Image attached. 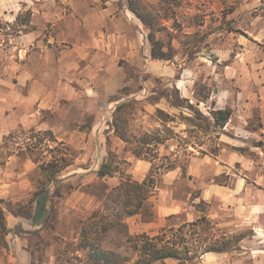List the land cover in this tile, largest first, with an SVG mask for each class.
I'll return each mask as SVG.
<instances>
[{
	"label": "rangeland",
	"instance_id": "374dc122",
	"mask_svg": "<svg viewBox=\"0 0 264 264\" xmlns=\"http://www.w3.org/2000/svg\"><path fill=\"white\" fill-rule=\"evenodd\" d=\"M137 2L142 12L144 6L152 13L157 26H167V29L156 31V38L162 42L170 59L151 58L150 45L146 41L149 30L129 9L126 0H0V73L7 72L5 68L9 69L7 65L11 60L22 68L29 62L36 72L44 71V67L57 72L58 60L64 58V69L74 87L94 84L100 93L98 119L92 122L85 116L79 126L73 124V127L85 131L96 127L98 136H94L90 144L95 148L99 139L101 145L98 151L94 149L88 159L79 164L98 169L104 152L112 150L125 173L133 177L134 170H137L139 174L143 172V179L151 162L141 159L143 161L138 163L127 150L126 143L114 134L112 116L117 104L135 100L125 114L129 137L138 138L162 129L158 108L174 119L167 126L179 136L186 137L188 125L181 115H189V111L173 107L165 97L153 103L147 96L151 90L159 92L176 86L182 96L189 97L194 103V92L209 93L207 103L199 105L203 112L208 114L211 100L215 101V107L228 106L233 112L218 140L213 135L206 138L205 148L216 146L217 141L222 142L217 155H200L194 150L195 156L191 157L186 176L181 174L180 168L175 169L173 176H162L157 195L153 197L154 221L140 227L132 222L127 224L132 234H140L154 233L165 225L192 221L198 213L193 211L189 200L200 195L211 203L210 217L218 221L219 226L245 231L255 222L247 212L254 203V193L264 190V152L260 147L250 149L252 152L243 153L244 160L239 163H229V158L235 151L231 146L239 144L236 139L248 136L253 142L261 140L258 134L264 122V0ZM28 11L30 24L24 27L22 22ZM165 14L172 19H161ZM27 33H30L29 37ZM125 88H129L132 94L124 96ZM249 131L255 134H249ZM30 134L24 129L15 132L5 151L15 143L23 145L28 142ZM57 142L43 141L34 150L32 158H37L39 163L50 160L52 152L48 148L56 147L53 151L56 154L57 149L65 146H69L68 153L73 158L79 155L80 150L73 145ZM170 143L169 149L154 143L146 148L150 155L158 152L162 157L178 145L175 139ZM222 174L228 176L222 179L225 184L216 181ZM29 177L37 187L43 179L38 165ZM118 182V174L104 180L71 175V180L58 187L55 193L65 198L67 193L81 186L79 191L83 197L80 201L83 204L74 209L73 225L70 226L67 220V215L72 212L66 211L64 202L61 203L58 197L54 224H48L53 226L54 233L45 230V239L41 240L30 236L39 244L38 250L31 258L16 264H91L81 254L73 252L77 240L71 237H77L79 220L101 206L103 188L115 186ZM240 210H246L245 217ZM164 212L172 217L167 218ZM108 242V248L120 244L119 250L123 254H132L130 250L126 251L127 244L120 233L111 234ZM47 245L52 246L46 248ZM163 264L179 262L167 259ZM194 264H264V257L257 259L250 253H229L211 261L202 258Z\"/></svg>",
	"mask_w": 264,
	"mask_h": 264
},
{
	"label": "trees",
	"instance_id": "16d2710c",
	"mask_svg": "<svg viewBox=\"0 0 264 264\" xmlns=\"http://www.w3.org/2000/svg\"><path fill=\"white\" fill-rule=\"evenodd\" d=\"M126 1L129 9L149 30L146 41L150 45L151 58L156 60L170 59L171 56L163 50L162 42L156 38V31L167 29V26L163 25L161 28L157 26L152 13L144 6L142 12L137 0ZM162 1L170 2L173 0ZM26 13V17L22 22L24 27L30 24V12ZM160 18L166 21L172 19L168 14ZM174 20L175 18H173ZM128 89L125 88L124 96L132 94V91ZM201 93L194 92V103L190 101L189 97L182 96L176 86L159 92L151 90L147 96L153 103L165 97L173 107L184 108L189 111V115H181L188 125V128L185 129L188 133L186 137L179 136L172 128L167 126L174 119L159 108L157 109V115L163 125L162 129L156 130L153 134L146 133L138 138L129 137L125 128L127 123L125 114L132 101L135 100H127L117 104L112 116L114 134L126 143L127 150L130 151L132 156L136 159L151 162V167L144 179L137 181L120 168V162L116 160V154L112 150L104 152L103 161L96 174L99 179L113 177L118 174L119 182L112 187L105 186L101 206L93 209L84 219L79 220V235L73 247L74 253L81 254L91 264H130L131 262L132 264H163L167 259L177 260L179 264H194L200 262L203 255L209 252L241 253L244 250H250L253 241L252 230L250 228L245 231L229 230L227 227L219 226L220 223L210 217L211 203L201 198L200 195H195L189 200L193 211L198 213L192 221L186 220L176 225L169 224L160 227L154 233L143 232L140 234H132L126 222V218L134 215H140L143 223L154 221L156 214L153 197L157 195L162 176L166 172L177 168H180L181 174L186 176L191 157L195 156L194 150L198 151L200 155L208 153L213 156L217 155L222 142L217 141L215 142L216 146L205 148L206 138L213 135L218 140L223 128L232 118L233 112L228 106L224 108L215 107V101L211 100L208 114H206L200 109L199 105L201 102L207 103L210 95L209 93L201 95ZM170 97H173V100ZM29 131L31 134L28 137V142L17 145L16 149L12 148L14 150L10 148L6 152L7 156L16 150L19 156L26 158L32 156L34 150L43 141L58 143L51 130L35 132L34 129H29ZM13 135L14 133L5 136L3 146H8V141ZM33 138H35L34 142H32ZM174 139L177 140L178 145L162 157L158 156V152L150 155L147 151L146 147L151 143H154L155 146L163 145L164 148L169 149L170 141H174ZM60 143L64 145L63 142ZM251 145L260 147L264 151L262 140L251 142ZM47 147H49L48 144ZM55 148H48V151L52 152L50 160H43L39 163L37 158L34 159L36 163H39L38 168L43 175V179L39 181L33 196L28 202L12 204L0 199V202L5 203L7 210L14 216L31 219L33 225L41 223L45 216L49 195L46 188L47 184L53 180L57 181L60 172L73 163V155L68 153L70 152L69 146H65L60 150L57 149L56 154L53 152ZM231 148L241 154L246 151L252 152L249 145L243 147L231 146ZM124 163L129 164L126 160H124ZM223 177L228 176L223 174L217 176V183L225 184L222 180ZM34 202L36 203L35 209L33 208ZM52 207L51 200L50 208L52 209ZM48 217L45 219L44 224L47 222ZM170 217L172 216L168 218ZM7 232L5 213L0 208V233L2 237ZM115 233L122 235L124 242L127 244L126 251L130 250L131 255L123 254L119 250L120 244H116L114 248H108L110 235Z\"/></svg>",
	"mask_w": 264,
	"mask_h": 264
},
{
	"label": "crops",
	"instance_id": "0c3cea01",
	"mask_svg": "<svg viewBox=\"0 0 264 264\" xmlns=\"http://www.w3.org/2000/svg\"><path fill=\"white\" fill-rule=\"evenodd\" d=\"M29 35L30 33H27L28 37ZM58 61L59 70L57 72L51 71L47 67H44V71L42 72H36L33 69V65L29 62L25 63L22 68L18 62L11 60L8 63L9 65H7L11 70L5 68L7 72L0 73V199L12 204L28 202L36 190L34 181L29 177V174L38 165L32 156L23 158L17 154L16 150L7 156L6 152L10 148H15L18 143H15V146H11L5 151L6 146H3L5 136L21 129H34L35 131L51 130L59 142L73 145L80 150L79 155L74 157L73 163L63 169L57 176V181L53 180L47 184L46 188L49 192L47 209L41 223L33 225L31 219L14 216L7 210L5 203L0 202V208L4 210L8 228L7 234L3 237L0 233V264H16L18 261L20 263L21 260L31 258L32 254L38 250L39 244L37 245L36 242H33L30 236L38 237L41 240L45 239V230L54 233L53 226H48V224H54L55 201L60 197L55 192L58 187L71 180V175L78 174L90 176L92 179H99L96 174L98 169L92 170L88 165L79 164L84 163L94 149L98 151L101 147L98 142L99 139L95 143V148L93 147L94 144H90V142L94 141V136H98L96 127L93 126L89 131L78 127L85 119V116L92 122L98 119L100 105L99 89L94 87V84H83L81 87H74L75 85L71 82V77H68V72L64 69L66 66L63 64L66 63V60L60 57ZM93 75L94 72L91 74V83L93 82ZM67 123H70V126ZM73 124H77L78 126L73 127ZM249 134H255V132L249 131ZM258 135L264 142V122L263 128L260 129ZM247 137L244 136V138L236 139L239 144H233L232 146L243 147L250 145V149L258 148L251 145L253 140L250 141ZM81 150L84 152L81 153ZM242 160H244L243 154L238 151L231 152L229 163L231 161L239 163ZM136 161L140 163L143 160L136 159ZM174 171H168L163 176H173ZM133 173V179L137 181L143 180V172L139 174L137 170H134ZM105 178H102V180ZM107 178L111 179L114 176ZM239 178L242 181V177L239 176ZM81 185H84V182ZM238 186L242 185L238 184ZM80 187L67 193L65 198L60 197L61 203L64 202L66 211L72 212L67 215L70 226L73 225L72 215H76L74 209H78L79 204H83L80 201L83 197V193L79 191ZM254 197V203L247 210L251 214V217H253V221H255L250 227L252 230V247L250 250H244L238 254L250 253L252 257L260 259L264 257V190L255 192ZM51 200L53 203L52 209L50 208ZM35 207L36 203L34 202L33 208L35 209ZM242 209H244V206ZM240 211H242L243 217H245L246 210ZM49 214L50 216L48 217ZM165 216L168 218L171 214L166 213ZM47 217L48 220L44 224ZM126 222L136 223V226L139 227L148 224L141 222L140 215L128 217L126 218ZM74 231L72 229V232ZM77 238L78 233L77 237H71L75 241ZM51 246L47 245L46 248H50ZM254 253H257V256H254ZM227 254L229 253L209 252L204 254L202 258L211 261Z\"/></svg>",
	"mask_w": 264,
	"mask_h": 264
}]
</instances>
